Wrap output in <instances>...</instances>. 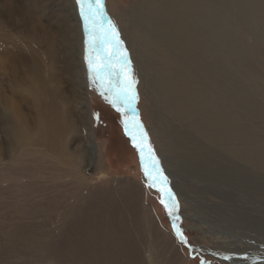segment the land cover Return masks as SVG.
<instances>
[{
  "label": "rangeland",
  "instance_id": "1",
  "mask_svg": "<svg viewBox=\"0 0 264 264\" xmlns=\"http://www.w3.org/2000/svg\"><path fill=\"white\" fill-rule=\"evenodd\" d=\"M131 1L103 0L104 11L106 18L115 24L123 48L127 50L131 60V69L137 81L135 90L138 101L134 105L136 116L147 133L162 173H153L155 180L145 177L140 153L125 133L122 121L132 120L133 114L129 112L122 115L117 112L105 96L101 95L103 89L98 91L97 86L89 80L84 59L83 22L76 0H0V108L2 115L16 128L13 140L15 152L11 156L13 162L0 161V189L5 190L8 185L12 187L6 190L10 194L0 192V264H62L54 259V252L61 243L68 242L71 238L83 243L78 247L83 248L81 251L84 254L74 262L90 264L88 255L93 253L88 247L92 241L91 230L99 233L100 237L103 236L98 256L102 255V262L104 257L108 259L107 264H239L234 262L235 259L242 260L244 264H264V247L257 242L264 239V171H252L253 169L243 165L237 167L233 165L234 161L230 156L221 155L223 165H220L217 176L211 175L213 170L206 165L199 168L196 163L187 159H192L195 153L198 154V150L192 151L195 150L192 147L188 152L181 145L178 148L177 142H180L181 135L185 133L184 128L172 120L169 107L161 100L152 76L162 73L181 76L182 80L184 75L188 78L189 86H194V79L190 78L191 72L180 66H177L176 71L173 70L172 62L160 44L147 41L150 46L145 47L146 50L142 48V40L134 28L136 24L131 21V17L137 16L136 10L129 16ZM207 2L204 5L210 9L209 3L214 2ZM221 4L225 41H229L221 51L225 53L223 59L227 55L232 56L235 64L233 67L238 71L245 63L252 64L250 59L253 52L256 54L257 51L260 55L251 65V70L253 69L254 76L261 77L264 85V15L261 21L253 24L249 22L250 18L243 16L241 7L238 8L241 6L240 0ZM261 6L263 8L264 4L256 1L250 4L255 12H259ZM138 16L140 17L139 14ZM74 18L79 20L82 35L83 78L71 49ZM63 45L65 51L68 46L67 52H63ZM232 78L250 90L249 82L239 72ZM195 87L207 91L201 87L200 82ZM218 96L210 94V101L218 102ZM252 96L258 106L264 108L263 95ZM9 102L13 105L15 118L6 112ZM222 102L225 103L224 100ZM222 102L224 111L229 110ZM238 112L243 117L244 124L264 133V119L256 116L246 121L247 114L242 110ZM44 119L49 123L50 129L58 130V147L52 142L49 147L45 144L40 147L35 145L42 139ZM89 127L92 138L88 134ZM90 140L93 148L89 145ZM23 141L28 142V145H22L24 148L20 150ZM0 142L2 156L7 159L8 154L1 138ZM62 147L65 148L64 151ZM54 148H59V153H65L61 160L66 156L69 160L67 165L60 163L59 157L53 153ZM51 158L59 164L56 161L47 165L42 162V159L50 162ZM91 158L92 163L88 166ZM9 165L28 167L26 172L13 175L4 172ZM54 167L58 172H54ZM167 190L171 191L176 202V209L171 216L169 211H172V200ZM24 193L26 196L30 194V198ZM165 204L168 208H165ZM88 206L100 207L102 214H95L93 211L90 213ZM86 221L89 222L85 223ZM15 229H21L19 241L14 238ZM36 231L39 233L36 234ZM178 232L182 233L183 242L177 235ZM48 233L50 237L47 236ZM242 233L258 236L257 241L248 242L257 250L239 254L230 252L235 245L239 246V243L229 246L234 241L239 240L243 244L248 241L247 238H241ZM53 235L55 242L52 241ZM111 239L117 240L111 244ZM107 244L110 245L109 248ZM43 246L46 251L42 250ZM31 251H34V255ZM116 251L120 260L113 261L112 257L116 259ZM68 257L65 251L64 264L69 262Z\"/></svg>",
  "mask_w": 264,
  "mask_h": 264
},
{
  "label": "bare ground",
  "instance_id": "2",
  "mask_svg": "<svg viewBox=\"0 0 264 264\" xmlns=\"http://www.w3.org/2000/svg\"><path fill=\"white\" fill-rule=\"evenodd\" d=\"M212 1L214 3H209V5H211V8L207 9L206 6L204 5V3L207 2V0H141L140 2H139V0H132L128 10L130 9L129 10V16L130 17L132 14H134V10H136V12H137L136 18L131 17V18H133V20H131V21L136 24L134 28H135V31L138 33L139 38L142 40V44H143L142 48L146 50L145 47L150 46V44L147 41H151L152 43L154 42V43L160 44L165 49V51L167 52L168 58L172 62V66H173L174 71L177 70V66H180L183 70H187V71L191 72L190 78L194 79L192 82H194L195 84L200 82L201 87H203L204 89H207V91H203L201 89H198L197 87H195V84H193V83L192 84L194 86L187 85L188 78L186 79L185 78L186 76H184V75H182V80L180 78L181 76L180 77L174 76V75L171 76V75L162 74V73L161 74L155 73L152 76L153 77L152 80L156 84L155 85L156 88H158V90H159L161 100L163 101V103L165 105H168V107H169L168 112H169L172 120L175 123H177L178 126L184 128L183 132H185V133L181 135L182 137H180V142L179 143L177 142L178 148H180L179 146L181 145V146H183V148L188 149V152H189V149L192 147L195 148V150H192V151L198 150V154H196L194 152L195 156L192 159L190 157H188L187 159L189 161H191V163L192 162L196 163L199 168L202 165L203 166L206 165L209 169L213 170V173L211 175H216V176L219 172L220 165H223V163H222V161H223L222 156L223 155H225L227 157L230 156L231 160L234 161L233 165H235L237 167H238V165H240V166L243 165V166H246L250 169H253L252 171L255 170V171L262 172V171H264V133L259 131V129H256V128L252 129L249 125L244 124L243 123L244 119H243V117H241L239 115V112H238V110H242L244 113L247 114L248 117H246V121L248 120V118H252V117H256V116L259 119H264V108L258 106L256 101L253 99L254 96H252L253 94H257V95L259 94L260 96L263 95V97H264V85H263L262 80L260 79L261 77L258 78L256 76H254L253 71H252L253 69L251 70V67H252L251 65L253 64V62L255 60H257V57H259L260 54L258 53L259 54L258 55L257 51H255L256 54H254V52H253V56L250 59V62L252 64H249L250 65L249 66L245 63L243 65V67L238 71H237V68L235 66L233 67V65H235V64H233L234 59L232 56L227 55V57L226 58L224 57V59H223V55H225V53L223 54V52H221V51L226 46L227 42H229V41H225L226 32H225L224 27H223V24H224L223 18H222L223 16L220 14V11H221L220 8L223 6V4H221V3L231 2V0H212ZM252 1H256L258 3L260 2V3L264 4V0H240L241 6H239L238 8L241 7V11H242L243 16L246 19H247V17L250 18L251 21H249V22L255 24V23H258L259 21H261L263 15H264V6H263V8L261 6L262 10L260 9V11L258 10L259 12H255V10H253L250 7V4ZM68 3H69V1H68ZM238 3H239V1H238ZM261 12H263V13L261 14ZM138 14L140 15V17L138 16ZM139 18H142V19L139 20ZM72 30H73V34H74V37H73L74 40H73V44L71 45V49H72L76 63L78 62V68H79L78 71L81 75V78H83L84 72L82 69V62H81V38H82V35H81L79 20L76 18H74ZM262 35L264 36V28L262 29ZM146 37L149 39L147 40ZM228 40H230V39H228ZM67 50H68V46L66 47V51H65V46L63 45V52L64 51L67 52ZM255 63H257V62H255ZM253 67H255V66L253 65ZM238 72H239V75L241 74V76L249 82L248 84H250V87H251L250 90L241 86L242 84L240 83V81H235L234 78H232L233 75L236 77V74ZM254 74H255V72H254ZM195 80H197V81H195ZM246 85H247V83H246ZM209 93L215 94V95L218 94L219 95L217 97V100L219 99L218 102H216V101L214 103L211 102L210 97H209V95H210ZM223 100L225 101V103L222 102ZM84 102H85V99H84ZM221 102L224 103L225 105H227L226 108H228L229 110L226 109V111H224L225 107L222 106ZM7 106L8 107L6 109V112L8 111V113L11 114L15 118V115L13 112V105L9 102ZM1 110H2V108H0V138L2 139V142H4L5 149H6V152L8 154L7 159H5L2 156V150L0 149V161L3 162V161L11 160L12 153L15 149L14 148L15 141H13V140H14L16 128L13 126V124L11 123V121H9V119L7 117L2 115ZM42 123H43L42 131L44 133L42 134V139H40L38 143H35V145L40 147L41 145L45 144L49 147V145L52 142V143H55L56 146L58 147L59 143H60L57 141L60 137L58 130L55 131L53 129L55 131L54 132L52 129H50L48 127L49 123L45 119ZM87 125H88V122H87ZM90 127H91V125H90ZM90 127L88 129V134L90 135V138H92L93 134H92ZM27 140H29V139H27ZM24 141L20 144L21 145V147L19 148L20 150H23L22 148H24L22 145H24V146L28 145V142L24 143ZM89 145L92 148L94 147L93 142L91 140L89 141ZM207 145H209L210 147H208ZM0 146H2V145L0 144ZM207 147H208V149H207ZM25 149H27V148L25 147ZM62 150L64 151L65 148L62 147ZM176 151H178V150H176ZM53 153L57 157H59L60 163L62 162L66 165L68 164L69 160L66 156L63 160H61V157L64 156L65 153H59V148H54ZM42 160H43L42 162L43 163L45 162L46 165L49 163L51 164L52 161H54V162L56 161V160H53V158H51L50 162L46 159H42ZM89 160L90 161H89L88 166L91 165L92 158ZM57 162L58 161H56L55 163H57ZM178 163H179V161H178ZM7 164L8 163H6V165ZM57 164H59V162ZM27 167H24L23 165H21L19 167H16L15 165L14 166L9 165L7 168L4 169V172L6 174H13V175H18V173H19V175H20V172L21 173L26 172ZM48 168H49V166H48ZM52 170H54V169H52ZM56 170L57 169L55 168L54 172ZM57 172H58V170H57ZM62 172H61V174H62ZM63 173H64V175L66 174L65 170ZM34 175H36V174H34ZM205 175L207 176L208 174L205 172ZM205 175L203 174V176H205ZM47 176H49V175H47ZM61 176H63V175H61ZM27 177H29V176H27ZM208 177H210V176H208ZM13 178H15V177H13ZM16 179H18V178H16ZM204 179L207 181L206 178H204ZM12 180H14V179H12ZM12 180H10V181H12ZM36 181H37V179H36ZM49 182H50V180H49ZM74 182L76 183V181H74ZM84 182H82L83 185H84ZM43 185L45 186V184H43ZM43 185H42V187H43ZM79 186H81V188H82V185H79ZM87 186L89 187V184ZM6 187L7 188L5 190L2 188L0 189V192H3V193L5 192V195L8 193L10 194V191H8V193H7L6 190L12 188L11 185H8ZM72 187H73V185H72ZM74 187H75V185H74ZM77 187H78V185H77ZM77 187H76V189H78ZM81 188L79 190L80 193H81ZM64 189H65V187H64ZM67 189H69V187ZM22 190H23V192H26V191H24V189H22ZM72 190H74V192H75V188H73ZM17 191H18V189H17ZM12 192H14V191H12ZM127 192L130 193L129 191H127ZM15 193L16 192H14V194ZM41 193H44V192H41ZM68 194H70V191L68 192ZM28 195H29L28 198H30V194H28ZM25 196H26V194H25ZM16 197H17V195H16ZM31 197H32V195H31ZM126 197H129V196L126 195ZM56 199H57V197H56ZM88 199H89V197H88ZM90 201H92V200H90ZM124 203H126V202H124ZM26 204H28V202H26ZM86 204H88V203H86ZM230 207H231V205H230ZM11 208H12V206H11ZM3 210L5 211V209H3ZM88 210H90V213H91V211H93L95 214H99V215L102 214V209L100 207H89ZM8 213H10V212H8ZM5 215H7V213ZM12 215H14V214H12ZM9 216L11 217V215H9ZM79 217H81V216L79 215ZM86 217L88 218V216H86ZM105 217H107V216H105ZM51 220H53V219H51ZM60 221L58 220V222H60ZM69 221H68V224H69ZM107 221H108V219H107ZM88 222L86 221L85 223H88ZM13 223H15V221ZM71 223H72V220H71ZM48 224H50V222ZM48 224H47V226H48ZM55 224L58 225V223H55ZM55 224H54V226H55ZM59 224H61V223H59ZM26 225H28V224H26ZM122 228H124V227H122ZM21 229H19V231ZM49 229H50V227H49ZM230 229H229V231H230ZM234 229H235V226H234ZM30 230H32V228ZM63 230H64V228H63ZM239 230H240V228H239ZM19 231L17 229L15 232H13L14 238L16 241H19V238H21ZM54 231H56V229ZM27 232H26V234H27ZM91 232L92 233L90 234V236H91L92 241L88 247L92 250L93 253L91 252L92 254L88 255L89 256L88 257L89 262H90V264H104V263L107 264V262L109 261L108 259L106 260L104 257V262H102V258H101L102 255L100 257L98 256L99 251H100L99 250V247H100L99 243H100V240H102L101 237H103V236L100 237V234L96 233L94 230H91ZM38 233L39 232L36 231V234H38ZM51 233H52V231H51ZM55 233H57V236H58V231H56ZM63 234H64V232H63ZM63 234H61V235H63ZM237 234H239V233H237ZM48 235H49V233L47 234V236ZM50 236L51 235H49V237ZM251 236L249 233H242L241 238H247L248 241L245 244L238 242L239 240L234 241L229 246H234L236 243H239L238 244L239 246L235 245L234 250L230 251V249H229V251L232 253H235V254H239V253H243L247 250H252V251L257 250L254 247H252V245H250L248 242H250V241L252 242L255 240L257 241L258 236L254 235V234H252ZM31 237H33V236H31ZM53 237L54 238L52 239V241L55 242L54 239H56V238L54 235H53ZM112 239L109 242L111 244H114L117 239L116 240H112ZM34 240H35V238H34ZM263 240L259 239L257 242L262 243L263 245L262 244L261 245L264 247V241ZM40 242L42 243L43 241H40ZM83 242H85V241H83ZM44 243H46V242L44 241ZM81 243L82 242L76 241L73 238H71L70 240L68 239V242L61 243V245L58 246V249L54 252V255H56L54 257V259L56 258L58 262L64 264V260H66V258H65V251H66L68 253V256H69L68 261L76 264L74 261H76L78 259V257H80V255L84 254L81 251V249H83V248H79L81 246L80 245ZM170 243H171V241H170ZM171 244H170V246H171ZM11 245H12V243H11ZM46 245H48V244H46ZM49 246H51V245L49 244ZM109 246L110 245L107 244V248H109ZM23 247H25V246H23ZM30 248H31V246H30ZM35 248H36V246H35ZM43 248H44V246L42 247V250H45V248L44 249ZM51 248H52V246H51ZM84 251H85V249H84ZM4 252H5V250H4ZM31 252H32V254L34 253V251H31ZM51 252L53 253V251H51ZM18 253H19V251H18ZM43 253H45V252H43ZM108 253H109V255H111L110 252H108ZM115 253L117 256V251ZM246 254H248V253H246ZM48 255H50V254H48ZM116 256H114L116 259H114L112 257L113 261L120 260L118 258V256L117 257ZM2 257H4V256H2ZM177 257H178V255H177ZM47 258H49V256ZM50 258H51V256H50ZM173 259H174V257H173ZM39 260H41V259H39ZM44 260H47V259L45 258ZM44 260H43V262H44ZM178 261H179V259H178ZM246 261L252 262L253 260L252 261L246 260ZM69 262L67 264H69ZM169 262H170V259H169ZM234 262L239 263V264L243 263V261L240 259H239V261H236V259H235ZM44 263H46V261Z\"/></svg>",
  "mask_w": 264,
  "mask_h": 264
},
{
  "label": "snow or ice",
  "instance_id": "3",
  "mask_svg": "<svg viewBox=\"0 0 264 264\" xmlns=\"http://www.w3.org/2000/svg\"><path fill=\"white\" fill-rule=\"evenodd\" d=\"M76 2L83 22L84 59L89 80L97 86L98 91L103 89L101 95L105 96L117 112H121L122 115L129 112L133 114L132 120L122 121L125 133L140 153L145 177L155 180L153 173L156 175L162 173L159 161L148 141L147 133L136 116L134 105L138 101V93L135 90L137 81L131 69V60L127 55V50L123 48L115 24L105 16L103 0H76ZM145 161H147L146 166ZM166 179L165 177V182ZM167 194L172 200V211H169L171 216L176 209V202L170 190H167ZM165 208H168L167 204ZM177 235L183 242L182 233L178 232Z\"/></svg>",
  "mask_w": 264,
  "mask_h": 264
},
{
  "label": "water",
  "instance_id": "4",
  "mask_svg": "<svg viewBox=\"0 0 264 264\" xmlns=\"http://www.w3.org/2000/svg\"><path fill=\"white\" fill-rule=\"evenodd\" d=\"M136 151L139 152V151L137 150V148H136Z\"/></svg>",
  "mask_w": 264,
  "mask_h": 264
}]
</instances>
